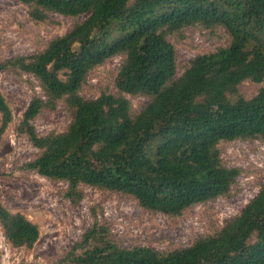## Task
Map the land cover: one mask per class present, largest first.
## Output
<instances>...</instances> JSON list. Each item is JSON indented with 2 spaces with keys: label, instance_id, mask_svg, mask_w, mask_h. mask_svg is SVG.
<instances>
[{
  "label": "trees",
  "instance_id": "trees-1",
  "mask_svg": "<svg viewBox=\"0 0 264 264\" xmlns=\"http://www.w3.org/2000/svg\"><path fill=\"white\" fill-rule=\"evenodd\" d=\"M32 19L79 17L35 54L0 62L35 76L47 99L35 97L17 125L40 150L28 165L50 180L121 192L150 211L180 216L190 207L226 195L240 174L226 166L219 144L264 141V0H18ZM223 27L230 43L190 60L184 73L171 36L191 26ZM123 57L116 92L81 94L89 73ZM250 81L251 97L239 94ZM126 95L149 101L133 113ZM64 101L73 118L66 131L41 136L33 125L43 108ZM0 139L13 120L0 93ZM0 225L15 248L31 249L39 226L11 212L0 189ZM68 264H264V183L225 227L191 245L159 252L122 247L94 223L63 259ZM26 264V263H20Z\"/></svg>",
  "mask_w": 264,
  "mask_h": 264
},
{
  "label": "rangeland",
  "instance_id": "rangeland-1",
  "mask_svg": "<svg viewBox=\"0 0 264 264\" xmlns=\"http://www.w3.org/2000/svg\"><path fill=\"white\" fill-rule=\"evenodd\" d=\"M79 17L53 13L43 22L32 19L28 8L18 0H0V62L40 52L48 43L82 21ZM179 70L184 73L191 59L230 43L223 27H187L171 36ZM123 57L116 55L95 67L81 94L97 98L102 91L116 92L115 79ZM260 84L244 82L239 94L254 95ZM0 93L11 107L13 120L0 139V189L5 207L24 213L40 229L33 248H15L6 240L0 225V264H68L63 259L81 241L94 223L108 227L111 237L122 247L149 246L159 252L191 245L202 236L213 235L231 222L258 194L264 183V141L237 139L221 142L223 163L240 171L231 191L205 203L196 204L180 216L171 217L143 208L130 195L81 185L74 199L67 196L68 184L50 180L29 167L40 153L17 125L35 97L47 99L39 80L29 73L8 68L0 73ZM133 113L149 99L126 95ZM73 118L64 101L55 108L45 107L33 121L41 136L67 130ZM2 117L0 114V125Z\"/></svg>",
  "mask_w": 264,
  "mask_h": 264
}]
</instances>
